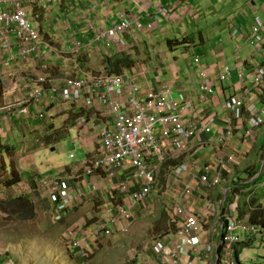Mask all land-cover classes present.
<instances>
[{
    "label": "crops",
    "instance_id": "1",
    "mask_svg": "<svg viewBox=\"0 0 264 264\" xmlns=\"http://www.w3.org/2000/svg\"><path fill=\"white\" fill-rule=\"evenodd\" d=\"M239 1L21 0L33 27L40 32L42 43L39 54L33 56V62L22 63L17 58L10 62L9 75L6 74L8 76L5 81L6 87L3 88L10 97L8 100L29 98L30 91L29 85L24 90L13 89L12 76H10L12 71L17 73V76L25 78V82L43 74L59 83L65 78L77 77L85 72L88 74L104 73L101 66L103 56L125 52L135 62L136 53L132 56L127 50L133 51L142 47L139 49L138 59L140 60H137L136 66L122 75H136L138 72L144 71L145 76L137 77V83L142 88H146L154 85L152 81L157 74L159 75L158 85L166 84L174 92L186 94L189 103H191L188 109L190 112L186 110L182 117L185 122L195 124L197 128L201 127L206 118H215V124L210 127V133L198 134L192 138L186 150L179 153L178 149L167 146L169 143L165 145L164 153H167L169 158L166 164H169L165 165L145 200L130 201L129 221H118L117 229L114 232L132 230L133 233L132 226L139 223L143 214L154 213V219L157 215L158 222L164 221V226L157 230L159 232L155 231L154 233L155 240L152 242L150 254L136 252L137 258L134 264H163L164 261L155 256L152 247L157 240L163 241L169 247L178 245L182 239L179 230L188 214L195 213L202 217L201 224L192 233V236L199 237V247L204 248L206 244L210 243L215 249H218L223 216L230 213L231 207L236 208L239 217L241 210H244L246 205L250 206V202L254 199H258V203L264 205V194L259 193L260 190L256 191V184L251 188L245 187L259 175L247 180L249 177L246 174L247 169L255 171L258 166L262 167L263 164L259 165V158L264 152L261 146L264 141V131L261 135L260 132L255 133L254 131L251 136L246 121L249 117L247 111L249 104H256L259 108H264V78L258 84H252L257 69H264V30H261V35L263 34L261 45L253 47L246 42L250 28L239 27L244 25L241 23L242 17L239 18L238 10L232 12V7ZM246 5L248 6V3ZM158 7L168 9L166 18L157 13ZM261 8L264 12V4ZM256 13L253 11L252 16ZM123 17L130 19L134 27L140 26L137 32L140 38L137 41L128 35H123L128 47L120 49L115 46L106 47L92 41L94 29L99 27L109 29ZM192 28H196V33ZM170 38L177 41L184 40L183 44L178 45L177 48L178 52L188 59L183 60L181 57L173 56V60L169 61L172 49L167 46L166 42ZM75 41L86 42L88 47L75 52L73 49ZM187 52H190V57L186 54ZM195 59H198V64L194 62ZM225 67L229 70L228 79L219 81L218 75L224 71ZM204 79H208L210 82L209 85L212 87L210 94L198 91V87ZM246 92L248 96L245 97L244 108L239 117L235 119L230 111L225 109L224 102L231 97L242 98ZM0 97H2L0 103L1 205L5 200L11 198H27L32 205L33 216L32 219L23 222L36 224L40 227L43 225L41 222L46 220L54 225L56 222L51 219V207L47 199L40 198L37 192V180L43 175L50 178L68 179V183L73 189L79 188L76 186L78 183L84 192L80 206L86 201L93 206L96 205L99 216L96 215L97 213L95 215L98 221H102L103 218L99 209H109L116 203L120 205L127 201L125 194H121L116 189L115 185L118 180L116 175L108 176L102 169L88 174L91 160L100 153L98 127L106 124L107 113L103 112L104 115H101L96 106L92 109H85L80 104L60 100L52 101L48 99L49 97H45L39 103L29 102L28 113L18 115L16 107L9 105L11 100L8 102L6 98H3V93ZM39 111L45 113L43 121L36 118V113ZM6 123H9L8 126ZM261 127H264V123ZM61 131H66L65 136L72 137L73 147L81 150L84 158L81 161H74L75 157L72 155L73 157L70 158L69 155L70 164L59 167L56 171H50L45 166L42 169L43 173L37 169H31L33 158L29 156L28 152L31 150L32 144L28 145V143H33L38 148L42 138ZM258 141L260 144L257 145ZM53 150V147L50 148L51 152ZM228 155H233L232 161L222 170L221 182L217 187L208 191L199 189L197 182H193L194 191L180 199L185 181L194 173L200 175L203 173V169L201 167L192 168L191 171L182 175L181 180L176 181L171 176L173 166L178 163L190 165L199 158L200 165L208 168V175L212 178L217 170V158L220 156L225 158ZM168 167L170 172L163 176V171ZM13 170L17 173L19 182L14 186L6 187L3 180L8 179ZM261 173L263 171H260ZM163 182L166 187L165 192L169 193L172 200V206L159 210L160 208L157 209L155 205L154 194L156 191L154 190ZM236 182L238 185L235 186ZM92 187L96 192L91 191ZM236 189L237 191H234ZM166 193L162 196L163 200L167 197ZM177 204L185 209V214H179ZM69 214L64 215L61 222L68 221L67 215ZM100 217L101 220H99ZM243 221H248V217H244ZM47 226H49L48 229L53 227ZM66 228L70 230L72 227L67 225ZM69 230L66 235L64 232L62 234V231L59 234V229L54 230L52 235L55 240L60 237L64 240L67 239L70 249L77 253V250L70 245L72 239ZM88 230L93 240L103 237L94 234V225L82 230L81 233H74V238L80 241L87 251L89 245L92 244L91 237L84 233ZM252 238L253 240L247 247L260 243L258 238ZM185 249L189 256L179 257L178 264L217 263V260L211 255H206L199 260L195 249L191 246H186ZM235 249L240 262L239 251L243 248L237 246ZM235 258L237 259L236 255ZM223 260L224 253L221 252L219 264Z\"/></svg>",
    "mask_w": 264,
    "mask_h": 264
},
{
    "label": "built area",
    "instance_id": "2",
    "mask_svg": "<svg viewBox=\"0 0 264 264\" xmlns=\"http://www.w3.org/2000/svg\"><path fill=\"white\" fill-rule=\"evenodd\" d=\"M157 13L166 18L168 9L158 7ZM37 18V17H36ZM263 21L260 15L255 14L250 26V34L247 43L250 46L258 47L263 43L261 30ZM139 25L134 27L133 22L128 18H120L109 29L99 28L96 31L95 42L104 46H115L117 48L128 47L126 40L122 37L128 35L137 41L140 37L137 32ZM42 39L37 28L33 27L27 16L21 0H0V83L5 88V81L8 79L9 64L17 58L22 63L33 62V56L39 54ZM75 51L81 48L76 44ZM199 63L198 59L194 60ZM229 70L225 67L218 75L219 81L228 79ZM12 87L17 90L30 88L29 98L11 100L10 106H15L18 115L28 113L29 102H42L45 97L49 100H60L62 102L80 104L85 109L97 107L98 113L108 117L106 124L98 127V138L100 153L91 160L88 174L95 170L102 169L108 176L116 175V189L125 194L127 200L124 204H114L109 209L102 211L104 223L94 227V234L103 237L110 236L116 229L118 221H129L132 202L145 200L157 182L159 175L168 161L167 153H164L165 145L179 150V153L186 150L192 138L198 134L210 133V127L215 124L214 117H208L200 128L195 124L185 122L182 114L190 108L186 94L175 93L166 84L158 85L159 75L153 78L150 87L142 88L137 83V77L145 76L144 71L136 75H116L100 73L97 75L84 73L77 77H68L61 82L43 74L25 82L21 76L12 71ZM5 77V80L3 79ZM264 78V69L258 68L252 84L256 85ZM25 84V85H24ZM208 79L202 80L198 87L199 93L210 94L212 87ZM3 90V98L10 97ZM15 93V92H14ZM246 92L242 98L231 97L224 102L226 110L237 119L244 108ZM8 100V102L10 101ZM264 107V105H263ZM5 109H7L5 107ZM248 132L252 136L264 122V108L256 104L247 106ZM36 118L40 121L45 119V113L39 111ZM230 135V134H229ZM250 137V136H249ZM73 156L70 155V158ZM233 155L218 157L216 160L217 170L214 177L208 175V168L200 165L199 158L190 165L178 163L173 166V174L176 181L181 180L182 175L192 168L201 167L203 173H194L183 184L180 199L184 195H190L193 191V182H197L199 189L211 191L220 184L221 172L227 164L232 161ZM37 192L44 200L47 199L50 205L51 219L53 222H61L64 215L70 213L80 206L84 192L79 188H72L68 179L61 177H44L37 180ZM91 191H95L92 187ZM83 192V193H82ZM96 192V191H95ZM177 210L185 214L186 211L180 204ZM230 213L225 214L222 220V233L218 249L224 253V260L221 264H237L235 258L236 246L243 242L252 241V237L260 236L264 244V228L251 225L248 221L239 219L236 208L231 207ZM101 220V217L99 218ZM101 222V221H99ZM202 217L192 213L186 216L179 232L182 237L180 243L175 247H169L163 241L157 240L153 246L155 256L163 260V264H178L179 257L189 256L186 246L195 249L199 260L206 255H211L219 264L220 255L210 243L200 248L198 236H192L197 227L201 224ZM71 236L70 245L77 250L80 257L87 256V249L82 243Z\"/></svg>",
    "mask_w": 264,
    "mask_h": 264
},
{
    "label": "rangeland",
    "instance_id": "3",
    "mask_svg": "<svg viewBox=\"0 0 264 264\" xmlns=\"http://www.w3.org/2000/svg\"><path fill=\"white\" fill-rule=\"evenodd\" d=\"M246 3H248V6ZM262 4H264V0H240L239 3L233 6L232 12L238 10L237 14L239 15V18L242 17L241 23L244 25L239 27L243 28L246 26L247 28H250L253 11L257 12L256 14L260 15L263 19L264 12L261 8ZM192 30L194 33L197 31L196 28H192ZM171 39L172 38H170V40ZM177 47L178 46L172 48L169 61L173 60V56L176 58L181 57L183 60L188 59L178 52L179 49ZM141 48L142 47L134 49L133 51L127 50L132 56L136 53L135 65L131 68L136 66L137 60H140L138 59V56L140 55L139 49ZM186 54L190 57V52H187ZM93 74L95 75L96 73ZM3 79L5 80V77ZM0 88L1 93H3V86L1 83ZM1 102L2 97H0V103ZM8 124L9 123H6V126H8ZM263 131L264 127H260L255 130V133L260 132L261 135ZM260 141H258L257 145L260 144ZM72 142V137L67 135L60 141L51 144L53 146L46 145L41 141V145L37 148L33 143H28V145L32 144L31 150L28 152L29 156L33 158L31 169H37V171L42 172V169L45 166L50 171H56L57 168L70 164L71 159L69 158V155L75 157L74 161H81L84 158L83 152L74 148ZM261 146L264 150V141ZM52 147L54 150L51 152L50 148ZM263 153L259 158V165L264 163ZM4 157L6 158V156ZM163 172V176H165L169 172V167ZM44 177L45 176L43 175L41 178ZM76 186L79 187V184L77 183ZM164 186V182L160 183L157 189L154 190L156 191L154 194L155 205L157 206V209L160 208L159 210L163 208L168 209L172 206V200L169 193L165 192L166 187ZM256 191L264 194V176L261 181H257ZM165 193L167 197L163 200L162 196H164L163 194ZM102 211V209H99L101 214ZM3 212L2 210L0 211V264H75L76 259L73 256L75 252L70 249L68 240H64L61 237L60 239L55 240L52 235L54 230L59 229V234L62 231V234L64 232L66 235V232L69 230L66 228L68 225V227H72L69 232L74 234L78 232L81 233L82 230L87 229L92 225L97 227L100 223H104V220L99 222L96 218V215L99 216L97 213L98 207H96V205L93 206L87 201L67 215L68 221L63 220L60 223H54V225H52L50 222L44 220L41 222L43 225H40V227L36 226V224L19 221L12 214ZM153 215L154 213L149 215L143 214V217L138 221L139 223L132 226L134 233L132 230L125 232L116 231L109 237H100L98 240H93L89 230L87 232L85 231V235L91 237L90 242H92V244L89 245L88 256L85 263L81 264H134L135 259L137 258V256H135L136 252H144L149 255L152 242L155 240V231L159 232L157 230L164 226V221L160 219L162 223L158 222V216L156 215L154 219ZM47 225L53 227L48 229L49 226ZM256 238L259 239L260 243L258 242L253 246L243 248L239 251L241 264H264V244L261 243L260 236H257ZM8 248L11 250H8Z\"/></svg>",
    "mask_w": 264,
    "mask_h": 264
},
{
    "label": "trees",
    "instance_id": "4",
    "mask_svg": "<svg viewBox=\"0 0 264 264\" xmlns=\"http://www.w3.org/2000/svg\"><path fill=\"white\" fill-rule=\"evenodd\" d=\"M99 28H101V27H99ZM99 28L94 29V36L92 38L93 42H95L96 31ZM263 30H264V26H263ZM183 41L184 40H180V41L168 40L166 43H167V46L170 49H172L175 46L182 45ZM76 44H78L81 49L82 48L85 49L86 47H88V45H86V42L75 41L73 43L74 51H75L74 46H76ZM99 44H102V43H99ZM134 63L135 62L132 60V58H130V55L126 54L125 52H120V53H115L113 55L103 56V58L101 60V66L104 69V73L116 74V75H122L124 72L128 71L134 65ZM1 94L2 93H1V88H0V95ZM65 135H66V131L55 132L49 136H45L44 138H42L41 141L46 145H50V144L56 143L57 141H60ZM260 167L261 166H258L255 171L252 169H247L246 174L249 175L247 180L253 179L255 176H257L258 174L259 175L252 182L247 183L245 187L251 188L253 185H255L257 183V181L262 180V177L264 176V170H263V173L260 174ZM18 182H19V177H18L17 173L13 170L10 173V177L8 179L6 178V180H4V185L6 187H10V186H14V185L18 184ZM236 185H238L237 182H236L235 186ZM234 191H237V189ZM234 191H233V193H235ZM0 209L4 212L13 214L14 216H16V218L18 220H22V221H28V220L32 219V216H33L32 205H31V203L28 202V199L24 198V197L11 198L9 200H5L3 205L0 204ZM246 216L248 217V222L251 225L261 226L262 228H264V205L261 203H258V199L252 200L250 202V206L246 205L245 209L241 210V215L239 216V219H243ZM250 242L251 241L243 242L242 244L239 245V247L245 248L249 245ZM220 252H221V248H219V253ZM75 254H76V252H75ZM75 254L73 255L76 259L75 264L85 263V260L87 259L88 255L86 257H80L77 254L75 256ZM236 257L238 259V252H236ZM237 264H241L239 262V259L237 260Z\"/></svg>",
    "mask_w": 264,
    "mask_h": 264
},
{
    "label": "clouds",
    "instance_id": "5",
    "mask_svg": "<svg viewBox=\"0 0 264 264\" xmlns=\"http://www.w3.org/2000/svg\"><path fill=\"white\" fill-rule=\"evenodd\" d=\"M253 16H254V15H253ZM263 19H264V18H263ZM263 19H262V21H263V26H264V20H263ZM262 30H263V28H262ZM246 122H247V121H246ZM263 123H264V122H263ZM263 123H262V125H263ZM262 125H261V126H262ZM261 126H260V127H261ZM260 127H259V128H260ZM259 128H258V129H259ZM58 223H59V222H58ZM238 246H239V245H238ZM236 247H237V246H236ZM235 250H236V249H235ZM221 252H222V250H221ZM221 252L219 253V249L217 250V253H218L219 255L221 254ZM235 255H236V254H235ZM236 261H237V259H236Z\"/></svg>",
    "mask_w": 264,
    "mask_h": 264
},
{
    "label": "water",
    "instance_id": "6",
    "mask_svg": "<svg viewBox=\"0 0 264 264\" xmlns=\"http://www.w3.org/2000/svg\"><path fill=\"white\" fill-rule=\"evenodd\" d=\"M263 169H264V163L262 164V167H261V170H260V171L262 172V171H263Z\"/></svg>",
    "mask_w": 264,
    "mask_h": 264
},
{
    "label": "bare ground",
    "instance_id": "7",
    "mask_svg": "<svg viewBox=\"0 0 264 264\" xmlns=\"http://www.w3.org/2000/svg\"><path fill=\"white\" fill-rule=\"evenodd\" d=\"M263 35V34H262ZM176 93V92H175ZM189 111V110H188ZM190 112V111H189ZM185 114V113H184ZM184 116V115H183ZM187 121V120H186ZM168 164V163H167ZM170 164H172V163H170ZM170 172V171H169ZM165 187V186H164ZM155 188V187H154Z\"/></svg>",
    "mask_w": 264,
    "mask_h": 264
}]
</instances>
